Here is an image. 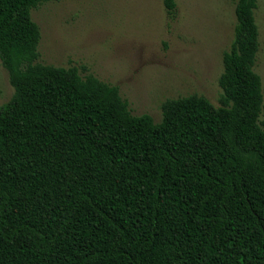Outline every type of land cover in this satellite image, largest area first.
Returning a JSON list of instances; mask_svg holds the SVG:
<instances>
[{"label":"trees","instance_id":"1","mask_svg":"<svg viewBox=\"0 0 264 264\" xmlns=\"http://www.w3.org/2000/svg\"><path fill=\"white\" fill-rule=\"evenodd\" d=\"M0 0V264H264L257 0H236L220 105L132 114L119 88L38 60L32 9ZM169 14L175 0H164Z\"/></svg>","mask_w":264,"mask_h":264},{"label":"rangeland","instance_id":"2","mask_svg":"<svg viewBox=\"0 0 264 264\" xmlns=\"http://www.w3.org/2000/svg\"><path fill=\"white\" fill-rule=\"evenodd\" d=\"M51 0L32 9L40 27L37 61L77 66L119 88L134 115L163 117L168 99L203 96L220 105L223 55L231 47L236 0ZM255 9L260 48L254 70L264 95V0ZM14 87L0 59V110ZM264 129V100L259 116Z\"/></svg>","mask_w":264,"mask_h":264}]
</instances>
